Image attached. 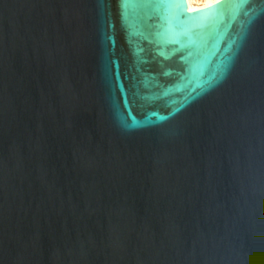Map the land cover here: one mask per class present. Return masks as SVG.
Returning <instances> with one entry per match:
<instances>
[{
  "label": "water",
  "instance_id": "1",
  "mask_svg": "<svg viewBox=\"0 0 264 264\" xmlns=\"http://www.w3.org/2000/svg\"><path fill=\"white\" fill-rule=\"evenodd\" d=\"M0 264H264V0H0Z\"/></svg>",
  "mask_w": 264,
  "mask_h": 264
},
{
  "label": "bare ground",
  "instance_id": "2",
  "mask_svg": "<svg viewBox=\"0 0 264 264\" xmlns=\"http://www.w3.org/2000/svg\"><path fill=\"white\" fill-rule=\"evenodd\" d=\"M217 0H187L190 10L209 5Z\"/></svg>",
  "mask_w": 264,
  "mask_h": 264
}]
</instances>
